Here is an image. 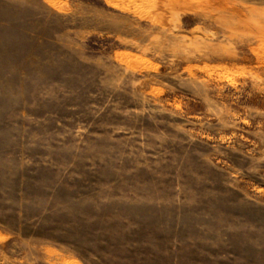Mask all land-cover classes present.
Wrapping results in <instances>:
<instances>
[{
	"label": "rangeland",
	"instance_id": "obj_1",
	"mask_svg": "<svg viewBox=\"0 0 264 264\" xmlns=\"http://www.w3.org/2000/svg\"><path fill=\"white\" fill-rule=\"evenodd\" d=\"M0 264H264V0H0Z\"/></svg>",
	"mask_w": 264,
	"mask_h": 264
}]
</instances>
